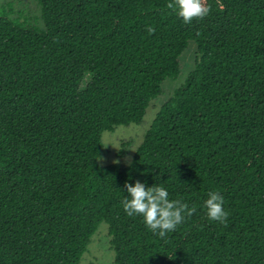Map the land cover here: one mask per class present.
<instances>
[{
	"label": "trees",
	"instance_id": "1",
	"mask_svg": "<svg viewBox=\"0 0 264 264\" xmlns=\"http://www.w3.org/2000/svg\"><path fill=\"white\" fill-rule=\"evenodd\" d=\"M33 1L0 6V264H80L101 222L113 264H264V0H205L190 24L172 0ZM190 42L131 167L101 165L103 132L143 123ZM137 180L195 214L159 237L123 210Z\"/></svg>",
	"mask_w": 264,
	"mask_h": 264
},
{
	"label": "clouds",
	"instance_id": "2",
	"mask_svg": "<svg viewBox=\"0 0 264 264\" xmlns=\"http://www.w3.org/2000/svg\"><path fill=\"white\" fill-rule=\"evenodd\" d=\"M166 8L175 12L185 24L193 20L204 19L211 11L205 0H172ZM154 26H148L149 35L155 33ZM129 167H131V158ZM114 163H118L114 161ZM128 196L121 201L124 212L129 216H141L146 227L159 237H166L167 233L175 231L178 225L196 212V206L189 205L182 200H169V193L163 186L147 187L137 180L134 184L125 183ZM224 198L218 190L208 193L204 207L210 220L225 224L229 213L224 209Z\"/></svg>",
	"mask_w": 264,
	"mask_h": 264
},
{
	"label": "rangeland",
	"instance_id": "3",
	"mask_svg": "<svg viewBox=\"0 0 264 264\" xmlns=\"http://www.w3.org/2000/svg\"><path fill=\"white\" fill-rule=\"evenodd\" d=\"M7 3H11L14 15H18V12L24 16L38 15L37 5L33 0H0V6H5ZM196 57L197 47L195 43L190 42L188 48L179 59L181 66L179 77L176 80H166L163 82V92L151 102L142 124L119 126L111 132H103V150L99 159L101 165L111 164L114 161H117L121 165L129 162L128 158L132 157L135 148L143 138L144 131L148 128L160 106L184 82L187 74L194 68ZM84 84L85 82L82 83V85ZM120 151L125 152V155L118 156ZM106 229V223L101 222L97 231L91 237L80 264H113V252L108 246L109 238Z\"/></svg>",
	"mask_w": 264,
	"mask_h": 264
}]
</instances>
